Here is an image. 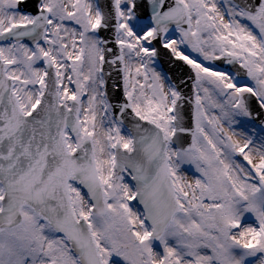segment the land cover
<instances>
[{
	"label": "snow or ice",
	"instance_id": "1",
	"mask_svg": "<svg viewBox=\"0 0 264 264\" xmlns=\"http://www.w3.org/2000/svg\"><path fill=\"white\" fill-rule=\"evenodd\" d=\"M0 264H264V0H0Z\"/></svg>",
	"mask_w": 264,
	"mask_h": 264
}]
</instances>
